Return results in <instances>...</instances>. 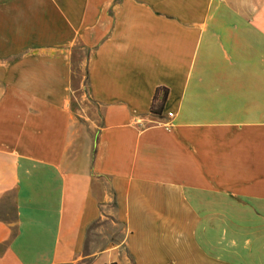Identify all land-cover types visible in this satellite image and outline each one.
<instances>
[{
    "label": "crops",
    "instance_id": "0c3cea01",
    "mask_svg": "<svg viewBox=\"0 0 264 264\" xmlns=\"http://www.w3.org/2000/svg\"><path fill=\"white\" fill-rule=\"evenodd\" d=\"M0 264H264V0H0Z\"/></svg>",
    "mask_w": 264,
    "mask_h": 264
},
{
    "label": "trees",
    "instance_id": "16d2710c",
    "mask_svg": "<svg viewBox=\"0 0 264 264\" xmlns=\"http://www.w3.org/2000/svg\"><path fill=\"white\" fill-rule=\"evenodd\" d=\"M159 93L162 94L160 100L158 99ZM166 94H167V92L165 90H163V91L157 90L155 92V95H154L153 101H152V105H151V109H150L151 114L157 115L160 113L162 106H163L165 99H166Z\"/></svg>",
    "mask_w": 264,
    "mask_h": 264
},
{
    "label": "rangeland",
    "instance_id": "374dc122",
    "mask_svg": "<svg viewBox=\"0 0 264 264\" xmlns=\"http://www.w3.org/2000/svg\"><path fill=\"white\" fill-rule=\"evenodd\" d=\"M8 212H9V217H11V209L9 208L8 209ZM108 229V230H107ZM117 233V234H116ZM98 234L100 237H98V246L101 248V245L107 241V237H106V234L109 235V238L110 237H113L114 239L117 238V236H120L118 232L116 231H113L111 232V230H109V228H106V226H101L99 227L98 229Z\"/></svg>",
    "mask_w": 264,
    "mask_h": 264
},
{
    "label": "built area",
    "instance_id": "2783aa9c",
    "mask_svg": "<svg viewBox=\"0 0 264 264\" xmlns=\"http://www.w3.org/2000/svg\"><path fill=\"white\" fill-rule=\"evenodd\" d=\"M170 116H171V115L168 114V117H170ZM163 126H164V128H165L166 130H169V129H170V125H169V124H164Z\"/></svg>",
    "mask_w": 264,
    "mask_h": 264
}]
</instances>
